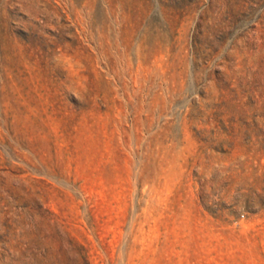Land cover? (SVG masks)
I'll use <instances>...</instances> for the list:
<instances>
[{"label": "rangeland", "instance_id": "rangeland-1", "mask_svg": "<svg viewBox=\"0 0 264 264\" xmlns=\"http://www.w3.org/2000/svg\"><path fill=\"white\" fill-rule=\"evenodd\" d=\"M0 264H264V0H0Z\"/></svg>", "mask_w": 264, "mask_h": 264}]
</instances>
